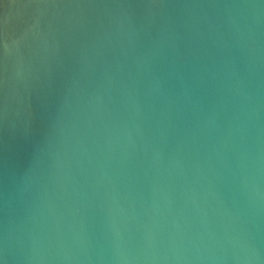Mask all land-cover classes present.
Returning a JSON list of instances; mask_svg holds the SVG:
<instances>
[{
  "label": "water",
  "instance_id": "obj_1",
  "mask_svg": "<svg viewBox=\"0 0 264 264\" xmlns=\"http://www.w3.org/2000/svg\"><path fill=\"white\" fill-rule=\"evenodd\" d=\"M244 2L0 0V237L19 223L41 264H237L251 214L227 85L250 65L223 16L186 5ZM186 87L203 110L178 114ZM246 227L264 260V213Z\"/></svg>",
  "mask_w": 264,
  "mask_h": 264
},
{
  "label": "clouds",
  "instance_id": "obj_2",
  "mask_svg": "<svg viewBox=\"0 0 264 264\" xmlns=\"http://www.w3.org/2000/svg\"><path fill=\"white\" fill-rule=\"evenodd\" d=\"M186 7L193 18H199L201 15L208 18L209 8L213 10V15L223 16L236 43L248 57L249 76L240 77L231 73L227 85L231 102L236 109L237 123L234 129L243 141L237 163L248 170L244 187L248 213L251 214V221L245 219L242 214V227L237 231L232 246L237 252V264H264L254 244L252 227H246L250 222L254 227L256 218L264 213V185L260 179L259 167L264 160L261 142V133L264 132V80L260 79L264 74V40L259 38L260 30L264 29V0L211 5L191 4ZM152 82L155 84V91L169 99L163 81L153 75ZM175 102L181 105L177 108L178 114L189 107L203 110L202 102L193 99L187 87L184 95L175 99ZM6 252L12 254L15 264H41L45 249L42 242L38 243L34 234H25L20 224L13 222L0 237V257ZM117 257L124 260V264H130L125 255L117 254ZM0 264H5L4 259L0 258Z\"/></svg>",
  "mask_w": 264,
  "mask_h": 264
}]
</instances>
